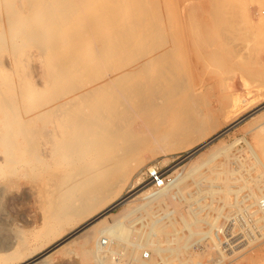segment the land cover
<instances>
[{
  "label": "rangeland",
  "instance_id": "374dc122",
  "mask_svg": "<svg viewBox=\"0 0 264 264\" xmlns=\"http://www.w3.org/2000/svg\"><path fill=\"white\" fill-rule=\"evenodd\" d=\"M105 1L93 0L91 7H88L89 10L87 9L89 12L85 9L86 13L84 11L76 13V21L72 23L73 28L63 17L66 9L64 6L60 8L61 2L51 0L47 5L37 4L34 7L38 15L35 24L38 27L42 25V28L46 29L44 34L47 35L43 37L49 38L50 41L47 40V43L53 38L51 34L49 37L50 30V33L53 30L58 32L56 34L59 42L65 45L62 47L64 50L62 56L66 62L68 61L70 77L48 88L44 79L47 78L46 61H40L36 54L22 60L23 55H20V52L18 54L10 52L8 44L1 39L0 95L18 100L16 104L21 111L24 109L31 111L33 105L38 102L46 105L54 91L58 92L69 86L94 87L101 82L104 74L128 70L130 79L127 83L132 84V93L129 96L125 95L127 101L122 102L118 109L125 112V106L129 103L137 109L144 98L140 91L151 88L152 92L149 96L155 98L157 103H166V109L161 115L163 126L171 124L183 128V131L189 127V131L175 133L173 138L167 136V139L160 144L166 147L164 151L153 155L149 154V149L155 148L156 144L139 139L125 140L128 135L123 134L118 144L112 146L106 139L107 132H104L98 135V138L107 141L105 142L107 149L101 157L95 150L87 149L83 154L84 158L80 156L74 160L75 162L65 164L66 167L62 162L57 161L58 163L54 162L51 165L52 169L46 167L41 168L40 171L33 167L32 156L28 153L26 155L17 148L13 149L12 154L15 163L7 162L3 153L4 146L0 143V264H21L22 258L30 259L32 256H37L33 264H98L95 261L83 260L76 249L69 251L64 249V246L67 247V241L73 239L72 242L76 241L75 239L82 232L68 237L71 229L75 227V217L71 216L73 218L59 222L48 207L50 200L59 192V188L56 189L54 186H59L56 177H64L66 174L70 175L65 176L66 179H70L68 181L70 184L74 180L86 179L91 174L90 177L96 179L93 180L94 183L104 187L103 196L95 198L96 208L93 213L90 212V215L88 214L78 223H84L89 219L91 221L97 217L103 219V225L108 223L111 228L107 234L109 236L111 234L112 239L104 245L107 244L111 248H108L109 252H105L104 248L101 253H106L107 257L114 260L113 262L111 260L112 264H130L133 255L126 254L128 249L134 250L136 257L141 255L142 251L143 255L147 252L151 256L150 248L139 242L140 237L148 232L156 235V239L158 237L163 246L167 245V250L161 252L163 254L154 253V259L150 261L151 263L154 261L152 264H264V208L258 203V200H264V155H262L264 151V22L258 19H264V0H148L151 5L143 8L140 4L135 11L131 7L130 0L126 2L113 0L117 4L112 0ZM5 2L7 0H0L1 30L5 26L4 23L8 22L6 19L10 16L11 10L13 11L18 4L15 2L6 5ZM109 3L110 16L106 13L99 17L97 12L94 13L99 5L108 4L109 7ZM246 5L253 9L247 10ZM112 6L115 8L112 9ZM149 7L152 8V13L158 16L155 17L161 27L159 36L156 31L151 36L145 34ZM134 12L141 19L131 15ZM80 13L84 16L85 14L88 16V13L97 16L89 15L90 19H88V17L83 18ZM79 14L80 17L82 16L81 19ZM51 18H54L53 22ZM54 21L60 23L58 24L60 28ZM23 22L12 23L9 38L19 39L23 35L21 34L25 31L21 29ZM50 22L52 26L55 24L53 28ZM76 24L79 26H75ZM67 25L70 27L67 28ZM87 29L89 32L86 31ZM140 29L143 30V34ZM69 30L72 31V35ZM161 38H163L162 42L165 41L163 44ZM67 43L70 48L67 47ZM20 47V51L26 50L25 46ZM65 47L79 54L67 57L68 51ZM158 51L166 52L167 58L165 65L168 68L161 73L158 71L160 66L155 68L150 65L152 64L150 56ZM15 57H19L18 60ZM85 61L88 63L87 68ZM151 82H153L152 86L149 85ZM47 88L54 90L48 92ZM38 90L43 93L40 94ZM44 99L45 101H42ZM237 106L238 111L233 114L232 111ZM3 111L0 108L1 131L5 128ZM124 123L125 119L120 118L113 120L112 126L117 127L120 124L125 126ZM27 124L31 125L29 119ZM23 127L28 126L23 125ZM201 128L207 129L206 132L209 128L213 129L207 136L199 138ZM24 136L21 129L9 133L14 143L25 142ZM180 140H188L192 144L169 151L168 148L173 144H179ZM200 143L201 146L196 147L193 153L188 152L190 147L198 146ZM250 147L254 148L261 158L256 156ZM146 154L150 157L143 160V155ZM79 158L81 161H78ZM82 160L85 163L91 161L93 164H90L91 169L89 166L88 170L80 171L84 164ZM76 162L81 163L76 164ZM153 164L162 169L167 177L166 182L160 188L153 187L149 193L142 194L140 193L142 190L151 186L143 181L142 174ZM69 165L74 168H70ZM94 166L95 168H92ZM77 172L80 174H76ZM79 175L81 177H78ZM53 176L55 178H52ZM136 177L140 179L136 181ZM166 192L168 199L161 200L160 196L162 193L167 194ZM77 204L79 206L80 201L75 199L66 206H77ZM130 206L135 207L133 211L122 216L112 225L111 215L118 213L123 207ZM60 229H64L63 234L56 236ZM102 236L107 238L106 233ZM215 240H219V243L216 244ZM102 263L101 261L100 264Z\"/></svg>",
  "mask_w": 264,
  "mask_h": 264
},
{
  "label": "bare ground",
  "instance_id": "6f19581e",
  "mask_svg": "<svg viewBox=\"0 0 264 264\" xmlns=\"http://www.w3.org/2000/svg\"><path fill=\"white\" fill-rule=\"evenodd\" d=\"M50 1L51 0H7V2H5V3H7L6 5H8V4L11 5V4H14L15 2H17L18 4H17V6L15 7V9L13 11L11 10L10 16L6 19L9 23L8 22H7V24H6V22L4 23V25H5L4 28L2 26L3 30H1V28H0V30H1V32H0V37H1L0 41L2 39V41L4 40V42L8 44V48H9L8 50L10 52H13L15 54H18V52H20L19 54L23 55V57H22L23 59L22 60L28 59L32 54H36L39 57L40 61H42V60L46 61L45 63H46V75H47V78H44V79L46 81L45 84H46V86H48V88H50L56 82L57 83L58 82H62L63 80H65V79L70 77V75L68 73V70L70 69V68L68 69V67H69L67 65L68 61L66 62L65 59L62 56V52L64 51L62 49V47H64L65 45L63 46L62 43L59 42L58 36L56 34L58 32L53 30V32L50 33L51 32V30H50L49 37H50V34H51V37H53V38H51L52 40H51L50 43H47V40L49 38L44 39V37H43L45 35L44 33H46L45 32L46 29L44 30V27L42 28V25L40 27H38V25L35 24V21H36V18L38 17V15L35 13L36 9L34 10V7L37 4H39V5L40 4L41 5L42 4L43 5H47V4L50 3ZM56 2L57 3L61 2L60 4H62V5H60V8H62V6L65 7V9H66L65 10V15L63 13H61V14L64 15L63 17H64L65 21H67L66 23H69L71 25V27L73 28L72 23H74L76 21V17H75L76 13H79V12L83 13V11L85 9H86V11H88L89 10L88 7L89 6L91 7V3H93V0H60V1L56 0ZM94 2H95V0H94ZM101 2H102V0H101ZM125 2H126V0H125ZM125 2H124V4H126ZM130 2H131V7L134 8V11H135L136 7H138V5H140V4L143 6V8H146L148 5H151L148 0H130ZM113 3H116V2L113 1ZM128 3H129V1H128ZM51 4H53V3L51 2ZM157 4H159V3H157ZM107 5L106 4L99 5L98 8H96V10L94 9L95 10L94 13L96 14V12H97L98 16L101 15V14L104 15V14L108 13V9L111 8V7H110V3H109V7ZM153 5L156 6V4H153ZM50 6L52 7V5H50ZM3 7H5V6H3ZM64 7H63V9H64ZM114 8L115 7H113L112 9H114ZM53 9H52V11H53ZM246 9L250 11V9H253V8L250 7L249 5H246ZM86 11H84V13H86ZM127 11H128V9H127ZM152 11L153 10H152L151 7H149V10L147 9V12H148V14H147V17H148L147 18V22L148 23L146 22L147 23V27H146V30H144V31H145V34L148 35V36H149V34L151 36L152 33L156 31L158 33L157 35L159 36V35H161V27H160L159 24H157L158 21H156V17H155V16H157L156 13L153 14ZM60 12H62V11L60 10ZM129 12H127V13H129ZM141 12H142V10H141ZM54 13H56V12H54ZM90 13H91V11H90ZM80 14H79V17H80ZM92 14H93V12H92ZM92 14L88 13V16L92 15ZM108 14H109L108 16H110V13H108ZM136 14L137 13L134 12V14H131V15H134L135 18H138V15L136 16ZM81 15L84 16L83 14H81ZM131 15H130V17H131ZM88 16H87V14H85V16L83 18H86ZM92 16L96 17L97 15L96 16L92 15ZM49 17H51V16H49ZM77 17H78V15H77ZM81 17L79 19H81ZM103 18H105V17H103ZM53 19H52V22H53ZM88 19H90V18L88 17ZM138 19H141V18L139 17ZM258 19H259L260 22H264L263 18H258ZM18 21H24L23 22L24 24L21 26V29L25 30V31H24V33L20 32L23 35H21V37L19 39L18 38L15 39V37H14V39L9 38L10 36H8V35L11 33L9 30L12 28L11 27L12 23H17ZM55 21H56V19H55ZM52 22H50V24ZM78 22H79V20H78ZM132 22H134V21H132ZM80 23L81 22H79L78 24H80ZM96 23H98V22H96ZM58 24H60V23L58 22ZM58 24H57V27L60 28V25L58 26ZM6 25H8V26L6 27ZM64 25H66V24H64ZM68 25H67V28L70 27V26L68 27ZM43 26H44V24H43ZM51 26H52V24H51ZM53 26H52V28H53ZM75 26H79V25L76 24ZM58 28H54V29L58 30ZM93 28H94V25H93ZM136 28H137V26H136ZM13 29H14V27H13ZM49 29H50V27H49ZM65 29H66V27H65ZM90 30H92V29H90ZM8 31H9V33H8ZM60 31L61 30H59V32ZM86 31L89 32L88 29ZM86 31H85V33H86ZM142 31L143 30H141V33H142ZM65 32H68V31H65ZM69 32H70V30H69ZM71 32H70V35H72ZM137 32H138V30H137ZM46 35H45V37H46ZM58 35H60V34H58ZM118 35H119V33H118ZM11 36H13V35H11ZM131 36H132V34H131ZM152 38H155V37L152 36ZM81 39H79V40H81ZM162 39L163 38H161V42H162ZM165 39H166V37H165ZM86 40H88V39H86ZM155 40H156V38H155ZM48 41H50V40H48ZM61 41H63V40H61ZM163 42H165V41H163ZM163 42H162V44H163ZM152 44H154V43H152ZM158 44H159V42H158ZM19 45L20 46L21 45L25 46L26 50L22 49V51H20L19 49L21 47ZM66 45H67V47H69L68 43ZM5 46H4V48H6ZM161 46H163V45H161ZM71 48H73V47H71ZM100 48H105V47H101L100 46ZM65 49H66V47H65ZM66 50L68 51L67 52V55H68L67 57H71V55L76 56L75 54H77V55L79 54L77 52H74L73 49H69V50L66 49ZM100 51H102V50H100ZM165 53L166 52L158 51V52H155L152 56H150V63H152L150 65L152 67H155V68L160 66L159 70H158L159 73H161L162 71L164 72L168 68L165 65V63L167 62V58H166ZM101 54H100V56H101ZM74 56H72V57H74ZM103 57H104V55H103ZM116 57H117V55H116ZM119 57H120V55H119ZM18 58L19 57H17L16 59L18 60ZM138 58H140V57H138ZM67 59L68 58H66V60ZM82 60H84V59H82ZM100 60H102V59H100ZM87 61H88V59H87ZM87 61H85V63H87ZM112 61H113V59H112ZM121 61H119V62H121ZM116 63H118V62H116ZM124 64H125V62H124ZM15 65H17V63H15ZM87 65H88V63L86 64V68H87ZM115 65L116 64L114 63V66ZM108 66L111 67L112 65H108ZM91 67L93 68V66H91ZM94 67H96V66H94ZM92 68H89V70H92ZM139 68H140V66H139ZM99 69H98V71H100ZM116 69H118V68H116ZM124 69L126 70L125 66H124ZM76 70L74 72H76ZM108 70H110V69H108ZM77 71H79V70H77ZM130 71H131V69H130ZM138 72H139V70H138ZM138 72H137V74H138ZM40 73H41V71H40ZM71 73H72V70H71ZM81 74H83V73L81 72ZM41 75L43 76L42 73H41ZM129 75H130V72L128 70L125 71V72L119 71V72H116V73L104 74V76H102L103 79L101 80V82L98 85H95L94 87H88L87 86V87H83L82 88V86H80L81 88L80 87L79 88H77V87L76 88L75 87L72 88V87L69 86V88L67 87L66 89L60 90L58 92L54 91V93L51 94V96H49V99L46 96V98L49 100V101L47 100L48 101L47 104L44 103L46 105H41L38 102L36 105H33L34 107L31 110L32 112L28 111V110L25 111L26 109H24V111H21L18 108L17 104H16L18 100L16 101L15 99H12L11 97L7 98V97H3V96L0 95V108H2L4 110L3 111L4 112L3 122L5 124L4 131L0 130L1 131L0 132V143H2L3 146H4L3 153L5 155V158H7L6 161L15 163L16 160L12 156L13 151H14L13 149H15V148L21 150L23 153H26V155H27V153H28V155H31L32 158H33L32 165L34 163L33 167L39 169V171H40L41 168H44V169L46 167L47 168L48 167L51 168V165L54 162H57V161L62 162L64 164L63 166H65V164H69L70 162H73L75 159H77L80 156H82L81 158H84L83 154H84L85 150H87V149L95 150V152L101 157L102 155H104V152L107 149V148H105V145H106L105 142H107V141L102 139V138H98V135L103 134L104 132H107V138L106 139L108 140V143L110 145H112V146L113 145L116 146V144H118L119 138L124 134L125 136L128 135L127 139H125V140L134 141V140L139 139L140 141L142 140V141H145V142H151L153 144H156L155 148L152 147V149H149L150 150L149 151L150 155H153V154L158 153V152L160 153L161 151L163 152L164 148H166V147H163L164 144L162 146L160 144L167 139V136H170V137L173 138L175 133H180V131L185 133V131H187L189 127L187 128V130L183 131L182 130L183 128H179L178 126H176V127L175 126H171V124H167V125L163 126V124L161 123V115L163 114V112L166 109V107H165L166 103H164V104L157 103L155 98H153L152 96H149L150 93L152 92L151 88H147V89H144V90L140 91L141 92L140 94L143 95L144 98H143L142 103L138 106L137 109H134L133 105L131 103H129L128 105L126 104V106H125L126 111L125 112H121L118 109V106H120V104L122 102L127 101L126 96H129L132 93V89H131V85L132 84L131 83H127V81H129V79H130ZM164 75L165 74H163V76ZM98 78H100L99 75H98ZM83 80L84 79H82V81ZM165 80H167V79H165ZM78 82H80V81H78ZM67 83H69V82L67 81ZM92 83H94V82L92 81ZM92 83H90V84L92 85ZM58 85L60 86V84H58ZM83 85H84V83H83ZM149 85L152 86L153 82L149 83ZM71 86H73V85H71ZM48 88H47L48 92L51 89H52V91L54 90V88H51L50 90ZM55 88H57V87H55ZM1 90L2 89L0 88V92H1ZM42 91L43 92L45 91L44 88H43ZM37 92H39V90ZM43 92H39V93L41 94ZM144 92H146L145 93L146 95L144 94ZM40 94H38V96ZM40 96L42 97V95H40ZM45 99L42 100V101H45ZM236 102L237 101L235 99V102H234L235 106H236ZM18 104H20V103H18ZM237 109H238V106L232 111V113L235 114L238 111ZM120 118H124L125 119V123H124L125 126H122L121 124L119 126H117V127L116 126H112L113 120H119ZM28 119L31 121V125L27 124V120ZM167 123H169V122H167ZM193 123H195V121ZM23 125H27L28 127L24 128ZM196 125H195V127H196ZM193 127H194V125H193ZM197 128H199V127H197ZM19 129H21V131L25 134V136H24L25 137V139H24L25 142H23V143H14L11 140V138L9 137V133H10V131H13V130H15L17 132V131H19ZM212 129L209 128V130L207 132L205 131L207 129H205V130L203 128L199 129L200 133L199 132L198 133L201 134V135H198V136H200L199 138H203V137L207 136V134H209V132H211ZM197 131H198V129H197ZM181 134H183V133H181ZM44 136H46V137H44ZM125 136H123V137H125ZM176 136H178V135H176ZM192 136H193V134H192ZM187 138H189V137H187ZM190 141H191V139H190ZM190 141H188V140L181 141L179 144L171 145L168 149L170 151V150H176L178 148H184L185 146H189V145L191 146L192 143ZM141 143H143V142H141ZM259 143H262V142H259ZM200 146H201V143H200V145L198 144V146L190 147L188 152L191 154V153H193L195 151L196 147L198 148ZM250 148L253 150V153L256 156L261 158L260 155L254 150V148H252V147H250ZM263 149H264V147H263ZM262 153H263L262 155H264V151ZM149 154L148 155L147 154L143 155L144 156L143 160H145L148 157H150ZM141 157H142V155H141ZM93 158H94V156H93ZM143 160H142V162H143ZM78 161H81V159L78 160ZM139 161L141 162V159ZM92 162H97V161H92ZM0 163H1V161H0ZM5 163H3V165H6ZM79 163H81V162H79ZM79 163L76 162V164H79ZM90 164H92L91 161L87 162V163L84 162V164H82V166L80 165L81 166V170L80 171L88 170L87 168H89ZM95 164L96 163H94V165ZM26 165L28 166L29 164H26ZM58 165L62 166L60 164H58ZM11 166H12V164H11ZM69 167H70V165H69ZM69 167H67V168L69 169ZM71 167H73V166H71ZM67 168H65V170ZM78 168L80 169V167H78ZM92 168H95V166L92 167ZM9 169H10V167H9ZM44 169H42V170H44ZM90 169H91V166H90ZM14 170H15V168H14ZM65 172H67V171H65ZM90 172L91 171H89V173ZM108 172H109V170H108ZM108 172H107V174L109 175ZM85 173H83V174H85ZM59 174H58V176H61ZM72 174H75V173H72ZM76 174H80V173L77 172ZM90 175L88 177L86 176L87 177L86 179L82 178V180H80V181L74 180L72 178L74 180V182L72 183L70 181L71 184L68 182L70 179L69 180L66 179V177L70 176L69 174L66 177L65 176L64 177H59V178L56 177L57 181L59 182L58 183L59 186L58 187H57V185H54V186H56V189L59 188V192L58 193L56 192L57 193V195H55L56 197L54 196V198L50 200V202L48 203L49 204L48 207L51 209L50 210L51 213L53 212L52 214L54 215V218L59 220V222H63L65 219L67 220V219L75 217V219H74L75 223H76L74 225L75 227L73 229H71L72 231H70L71 233L69 234L68 237H70V236H72V235H74V234H76L78 232H82L81 235H79V237H77V238H80V239L76 238L75 239L76 241H74V242H72L74 239L72 241H67V243H66L67 247L64 246L65 250H68V251L72 250V249L78 250L80 252L81 256H82V259L85 260V261H89V262L95 261L98 264H100V262L102 261L103 262L102 264H112V262L114 260H112L110 257H107L106 253L105 254L101 253V250L104 249V248H105L104 249L105 252L106 251L109 252V250H110V249H108L110 247L109 245H107V244L104 245V243H108V241H110L112 239L111 234H110V236H109V234H107V231L110 230V228H111V227H109V225H107L108 223L106 225H103V223H102L103 219H98V217L93 219V220H91V221L89 219V220L85 221L84 223H78L79 220H81L82 218H85V216H87L88 214L90 215V212L93 213L92 211L95 210V208H96L95 207L96 206L95 205V202H96L95 198H99L100 196H103L102 191H103L104 187L99 186V185L97 186L94 183V181H93V180H96V179H94L95 177L93 176L94 178L92 179L90 177ZM94 175L96 176V174H94ZM62 176H63V174H62ZM71 176L74 177V175H71ZM78 177H81V176L79 175ZM78 177H76V179ZM52 178H55V177L53 176ZM138 179H140V178L136 177L135 180L137 181ZM54 180H52L53 183L55 182ZM52 181H51V183H52ZM55 184H56V182H55ZM52 186H53V184H52ZM105 187H107V186H105ZM157 188H160V187H157ZM151 190H153V186H150L149 188L142 190L140 193H142V194L143 193H149ZM166 195H168V193L167 194L162 193V196H160V199L164 200L165 198L168 197V196L166 197ZM157 196H158V200H159V195H157ZM75 199L80 201V205L79 206H78V204H77V206H72V205L66 206L67 204H70L72 202V200H75ZM260 201L258 200V203H260ZM133 208H135V207L134 206H132V207L131 206L130 207H123L122 209H120V211L118 213L116 212V214H112L111 215V218H112L111 224L113 222L115 223L116 221H118L122 216H126L129 213H131L133 211ZM71 216H73V217H71ZM181 219H182V217H181ZM161 226H163V225H161ZM164 227H165V225H164ZM164 227H162V228H164ZM162 228H160V229H162ZM63 231H64V229H60V231H58L55 235L56 236L57 235L60 236V234H63ZM112 231H113V229H112ZM117 231H118V229H117ZM159 231H162V230H159ZM103 233L104 234L106 233L107 238H104L103 236L101 237V235ZM150 233H152V232H150ZM50 238L52 239V237H50ZM140 238H141V240L139 241L140 244L141 245L142 244L147 245L150 248V251H152L151 252L152 254L150 256V253H148V256L146 257L147 259H144L143 251L141 252V255H138L139 257L138 256L136 257L135 252H133L134 250L130 251L128 249V250H126V254L128 256L129 255H133V258H132V261L130 262V264H152V263H154V261H152V263L150 261L152 260L154 253L157 252V253L160 254L162 251L167 250V247H166L167 245L163 246L159 242L158 237H157V239H158L157 240L156 239V235L154 236L153 233L149 234V232H148L147 234H144ZM103 239H104V241H103ZM135 240H137V239H135ZM99 241H101V242H99ZM119 241H121V240H119ZM215 242H216V244H218L219 240L218 241L215 240ZM135 243H137V242H135ZM137 244H139V243H137ZM98 245H100V247ZM117 245H118V243H117ZM141 248H142V246H141ZM169 248H171V247H169ZM64 249H61V250H64ZM132 249H133V247H132ZM68 251H66V252H68ZM60 253H62V252H60ZM138 253H140V251ZM161 254H163V253H161ZM140 256L142 258H140ZM36 257H33V256L31 258L28 257L30 259H27L26 257L22 258L21 259V262H22L21 264H31L32 262H34L33 260ZM111 260H112V262H111ZM116 262H118V260Z\"/></svg>",
  "mask_w": 264,
  "mask_h": 264
},
{
  "label": "built area",
  "instance_id": "2783aa9c",
  "mask_svg": "<svg viewBox=\"0 0 264 264\" xmlns=\"http://www.w3.org/2000/svg\"><path fill=\"white\" fill-rule=\"evenodd\" d=\"M142 175H143V181H145L146 184H150L151 186L156 188L163 186L167 179L162 169L156 164L147 167ZM260 203L264 208V200H261ZM147 256L148 253L147 252L144 253V257Z\"/></svg>",
  "mask_w": 264,
  "mask_h": 264
}]
</instances>
